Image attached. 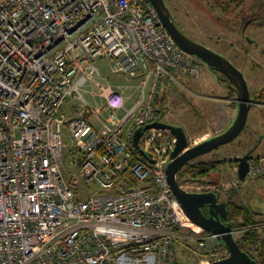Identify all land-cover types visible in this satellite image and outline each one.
I'll return each mask as SVG.
<instances>
[{"label":"built area","instance_id":"built-area-1","mask_svg":"<svg viewBox=\"0 0 264 264\" xmlns=\"http://www.w3.org/2000/svg\"><path fill=\"white\" fill-rule=\"evenodd\" d=\"M101 59L140 79L131 108L96 80ZM203 65L150 0H0V264H175L176 228L206 234L189 226L164 171L176 138L151 128L139 141L148 158L134 146L139 128L166 123L164 79L198 78ZM90 81L103 107L85 100ZM125 170L140 186L111 193ZM261 177L264 156L247 181Z\"/></svg>","mask_w":264,"mask_h":264},{"label":"rangeland","instance_id":"rangeland-1","mask_svg":"<svg viewBox=\"0 0 264 264\" xmlns=\"http://www.w3.org/2000/svg\"><path fill=\"white\" fill-rule=\"evenodd\" d=\"M169 7L177 25L190 38L212 49L227 58L245 75L251 93H257L264 87V19L250 24L249 6L252 0H164ZM264 3V0H262ZM251 7V6H250ZM249 22V24H248ZM101 76L96 80L104 86L123 93L127 99L126 108H131L141 97L140 79H128L126 75L115 73L113 64L101 59L96 63ZM223 78L204 63L198 78L181 77L176 81L166 78L159 90L157 105L165 110L166 123L185 128L189 144L202 142L225 131L234 122L233 113L238 110L234 101L229 98V90L220 83ZM85 100L94 108L103 107L105 100L98 93L95 81H90L82 89ZM97 95H94V94ZM162 98L164 101H162ZM238 104V103H237ZM68 112V111H67ZM76 115L74 111L68 112ZM125 111H120L123 115ZM233 120V121H232ZM64 140L68 143L65 153L64 174L68 181L76 175L73 165V149L68 129H64ZM264 135V105L254 106L250 112L248 125L243 133L233 142L218 148L210 154L201 156L192 162L224 160L232 162L222 174H214L211 179L221 185V198L233 194V201L239 205L251 207L258 221V226L264 225V177L255 181L241 182L238 178L237 158L253 151L255 158L264 154V143L259 146V139ZM75 171V172H74ZM184 186V184H183ZM188 191H193L187 187ZM197 232L202 228L195 226ZM193 228V227H192ZM199 228V229H198ZM243 230H235L237 240L243 235ZM199 237L205 239L206 246L198 245ZM192 230L183 228L182 235L175 244V262L178 264H208L228 256L218 238L205 234L198 235ZM253 258H258L255 248L245 245Z\"/></svg>","mask_w":264,"mask_h":264},{"label":"water","instance_id":"water-1","mask_svg":"<svg viewBox=\"0 0 264 264\" xmlns=\"http://www.w3.org/2000/svg\"><path fill=\"white\" fill-rule=\"evenodd\" d=\"M150 2L156 8L166 29L183 51L198 57L214 72L222 74L229 79L230 86L234 88L237 94L238 110L235 112L234 122H231L225 131L204 140L196 146L190 147L184 127L161 122L139 128L134 136V146L148 158V154L142 150L139 143L143 134L151 128L169 131L177 141L176 147L164 164V171L172 191L190 221L202 228L203 231L222 240L229 252L228 257L208 264H258L253 257L240 247L238 240L234 236L235 231L232 225H225L218 216L212 215V217H207L203 213V207L206 205H209L214 211L223 208L226 212L227 204L218 203V195L215 192L199 193L185 190L181 186L178 176L188 163L230 144L243 133L248 125L250 112L253 106H255L256 100L261 96L264 87H261L259 93L252 96L248 81L243 72L235 67L227 58L196 42L181 30L164 0H150ZM254 158L252 150L243 157L237 158V173L241 182L247 180L250 162Z\"/></svg>","mask_w":264,"mask_h":264},{"label":"trees","instance_id":"trees-1","mask_svg":"<svg viewBox=\"0 0 264 264\" xmlns=\"http://www.w3.org/2000/svg\"><path fill=\"white\" fill-rule=\"evenodd\" d=\"M231 2L239 3V0H231ZM250 6L248 9L251 15L246 19L247 21L250 20V24L264 19V3L262 0H252ZM219 75L223 77L220 78V83L222 85L227 86L229 89V95L231 97L229 99L231 101H234L236 105L235 107L238 108L236 91L230 86V81L226 76L222 74ZM257 93H259V91ZM257 93L251 94L252 96H254ZM162 101H164L163 98ZM263 105L264 91L261 93L259 99L256 100L255 106L263 107ZM234 163L238 166V159H236ZM227 164L231 165L233 163L226 162L224 160L190 162L179 173L178 179L179 181H182V184L193 186L195 188L199 187L204 190L219 189L222 188L221 185H218L216 182H213L210 179V176L215 173L222 174V172L225 171ZM139 186V182L132 177L131 172L125 170L117 177V187L111 193L119 194L122 188H134ZM230 195L233 198V194L230 193ZM229 204L230 210L228 211V220L231 222V225L234 230L241 228L244 231L242 237L240 238V240H238L240 247L251 257L252 255L248 251H246L245 245L255 248L258 251L259 256L257 259H254L257 261L258 264H264V225L258 226V221L255 218V215L257 214L253 212V209L251 207L236 204L232 200H230ZM176 231L180 235H182V230L180 228H176ZM192 233L194 234V232ZM197 242L199 245V239L197 240ZM222 246L226 251H228L223 241ZM175 264L178 263L175 262Z\"/></svg>","mask_w":264,"mask_h":264},{"label":"flooded vegetation","instance_id":"flooded-vegetation-1","mask_svg":"<svg viewBox=\"0 0 264 264\" xmlns=\"http://www.w3.org/2000/svg\"><path fill=\"white\" fill-rule=\"evenodd\" d=\"M222 86L228 89L227 86H225V85H222ZM212 175H214V174H212ZM212 175L210 176V179H211ZM212 181L213 182H216L214 180H212ZM179 182H180L181 186L185 190H187L186 189L187 187L192 188L193 189L192 192H199V193L215 192L218 195V203H226L227 204V209H226L227 211L225 212L223 208L214 211V209H212L209 205H206V206L203 207V213L207 217H212V215L213 216H218L225 225H231V222L228 220V211L230 210V204H229V202H230V200L233 201L232 196L230 194L227 196L226 200H222V198H221V190L222 189L221 188L215 189V190H209V189L208 190H204L202 188H199V187L198 188H195L193 186H189V185H186V184H184V186H183L182 181H179ZM228 256H229V252H228ZM228 256H226V257H228ZM226 257H224V258H226ZM224 258H222V259H224Z\"/></svg>","mask_w":264,"mask_h":264},{"label":"crops","instance_id":"crops-1","mask_svg":"<svg viewBox=\"0 0 264 264\" xmlns=\"http://www.w3.org/2000/svg\"><path fill=\"white\" fill-rule=\"evenodd\" d=\"M260 88H261V87H260ZM260 88H259V89H260ZM263 91H264V90H263ZM233 116H235L234 113H233ZM233 119H234V117H233ZM263 143H264V135L259 139V143H258V144H259V146H260V145H262ZM262 156H264V154H263ZM259 157H261V156H259ZM263 179H264V178H263Z\"/></svg>","mask_w":264,"mask_h":264},{"label":"bare ground","instance_id":"bare-ground-1","mask_svg":"<svg viewBox=\"0 0 264 264\" xmlns=\"http://www.w3.org/2000/svg\"><path fill=\"white\" fill-rule=\"evenodd\" d=\"M188 224H189V226H191V227H193V228H197V227H195V226H197V225H194V224H193V223H191V222H190V223H188ZM199 228H200V227H199ZM199 228H198V229H199Z\"/></svg>","mask_w":264,"mask_h":264}]
</instances>
